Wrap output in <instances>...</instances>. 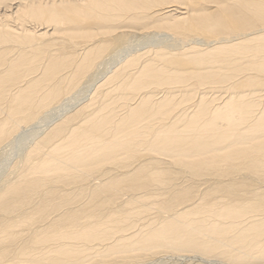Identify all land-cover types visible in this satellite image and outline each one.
I'll use <instances>...</instances> for the list:
<instances>
[{"label":"bare ground","instance_id":"1","mask_svg":"<svg viewBox=\"0 0 264 264\" xmlns=\"http://www.w3.org/2000/svg\"><path fill=\"white\" fill-rule=\"evenodd\" d=\"M22 136L0 264H264V0H0Z\"/></svg>","mask_w":264,"mask_h":264},{"label":"rangeland","instance_id":"2","mask_svg":"<svg viewBox=\"0 0 264 264\" xmlns=\"http://www.w3.org/2000/svg\"><path fill=\"white\" fill-rule=\"evenodd\" d=\"M159 40V42L162 40V38H154L153 39V41L155 42V41H158ZM44 125L45 124H43L42 126L43 127H41V128H44ZM34 131H32V132H28V133H34L35 134V129H33ZM29 134V135H30ZM28 135V136H29ZM27 136V137H28ZM24 136H22L19 140H16V145L15 146H12V149H13V151H9L8 152V157H6L7 155L5 154V157H4V159L2 160V161H0V176H1V174L3 173V171L6 169V167H7V165H6V163H5V161L7 160V159H16L15 158V156L17 155V154H19V152H20V150H21V148L22 147H24V144H26L27 143V141L23 138ZM8 150H10V148L8 149ZM14 156V157H13ZM165 257H167V258H165ZM173 258H171V255L169 256H167V255H164V257H160L158 260H161V261H159L158 262V260L156 259V260H154V261H151V260H149V262H152V263H149V264H197L198 262H199V260L198 259H187V258H182V259H180V258H177V257H174V256H172ZM164 258V259H163ZM178 259V260H177ZM181 260V261H180ZM191 260V261H190ZM190 261V262H189ZM147 263V264H148ZM213 263L214 264H219V262H216V261H214L213 260ZM212 263V264H213Z\"/></svg>","mask_w":264,"mask_h":264}]
</instances>
